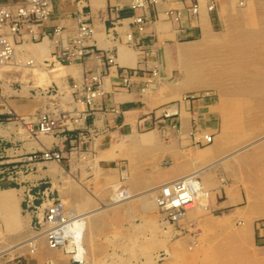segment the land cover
<instances>
[{
    "label": "crops",
    "instance_id": "0c3cea01",
    "mask_svg": "<svg viewBox=\"0 0 264 264\" xmlns=\"http://www.w3.org/2000/svg\"><path fill=\"white\" fill-rule=\"evenodd\" d=\"M20 1L0 0L11 8ZM130 2L53 0L42 29L49 32L59 26L61 35L18 44L38 61L48 58L74 32L76 14L90 13L93 46L112 52L117 64L109 68L105 93L93 113L77 129L33 132L40 111L68 107L71 84L87 72L103 69L96 55L48 69L38 65L0 68V148L5 168L0 182L5 180L8 189L14 190L22 211L19 190L22 193L26 184L51 188L66 207L83 214L89 264L103 255L110 259L107 264L112 256H121L127 264H154L150 255L188 256L190 248H199L203 240L217 234L237 239L245 230L254 240L264 236L254 227L255 219L264 218V0H219L212 11L207 8L209 0H199L194 15L187 9L191 1L164 0L147 10L150 21L143 34L132 22ZM171 8L182 10V19H171L167 14ZM219 31L224 63L220 85L203 79L187 83L179 66V50L185 45L194 48L189 60L197 61L203 46L218 44L214 34ZM129 33L139 46L129 43ZM124 68L131 75L128 89L121 86ZM156 69L158 74L153 75ZM53 85L65 95L55 98L41 93V87ZM194 91L201 95L181 100ZM169 104H175L177 114L165 117ZM236 125L261 127L260 136L254 140L253 152L230 159L222 135L226 127ZM210 134L213 138L207 143L205 137ZM49 149L62 150L63 159L27 160L34 151ZM259 155L260 164L255 161L253 173L247 174L245 158ZM194 172L210 191L208 201L201 211L198 207L188 210L179 223H167L152 200L153 192L164 182ZM250 181L253 186L248 185ZM115 185L131 194L124 203L113 202ZM251 189L255 192L250 193ZM238 224L243 225L240 230L235 228ZM40 247L38 260L53 264V249L46 243ZM69 263V257L57 262Z\"/></svg>",
    "mask_w": 264,
    "mask_h": 264
},
{
    "label": "built area",
    "instance_id": "2783aa9c",
    "mask_svg": "<svg viewBox=\"0 0 264 264\" xmlns=\"http://www.w3.org/2000/svg\"><path fill=\"white\" fill-rule=\"evenodd\" d=\"M84 1V0H79ZM164 0H131L130 7L134 11L132 22L139 34L147 30L150 21L147 10L156 7ZM191 5L187 8L191 14L199 11V0H189ZM219 0H209L207 8L212 11ZM53 0H21L15 8L0 2V68L4 66L26 67L41 66L45 69L57 64L84 61L91 55H96L103 62V69L87 72L79 81L73 82L69 88L68 107L52 106L40 111L36 116L37 134H54L56 132H68L78 126L93 113L96 103L105 93V77L109 68L117 64L115 55L107 50L96 48L92 44L95 35L94 25L90 19V13L79 11L76 14V27L66 42H61L59 48L54 50L48 58L38 61L28 51L18 48V44L25 42H40L47 37L57 38L63 31L57 26L52 31L42 29L46 20L50 17ZM169 17L179 21L183 17L180 9H169ZM129 43L139 46L133 38V33L127 35ZM153 75L158 71L153 70ZM121 86L128 89L132 86L131 75L127 69L121 73ZM144 90L146 89L143 88ZM42 94L55 98L65 95L63 89L57 85L41 87ZM199 92H189L182 96L181 100L196 99ZM55 105V103H54ZM164 116L177 114L175 104L167 105ZM213 136L206 135L207 143ZM0 154L2 151L0 148ZM64 157L62 150L34 151L28 156V161L52 160L61 161ZM1 170L0 172H3ZM127 175H123V179ZM125 197L127 190L122 185L116 193ZM115 191L113 194H116ZM125 195H124V194ZM117 195H112L114 201ZM22 207L31 217V227L36 235H42L47 245L53 249H60L69 256V264H88L87 248L85 244L86 219L81 213H77L66 207L65 203L53 195L51 188H36L35 185H24L21 193ZM210 197V191L203 186L198 172L191 173L179 179L169 181L161 185L155 194V202L158 210L164 215V220L169 224L179 223L187 211ZM31 246V249H34ZM32 251V250H31ZM33 252V251H32Z\"/></svg>",
    "mask_w": 264,
    "mask_h": 264
},
{
    "label": "rangeland",
    "instance_id": "374dc122",
    "mask_svg": "<svg viewBox=\"0 0 264 264\" xmlns=\"http://www.w3.org/2000/svg\"><path fill=\"white\" fill-rule=\"evenodd\" d=\"M214 37L217 38L216 41L218 44L203 46L202 53L199 54L197 61L191 62L189 60V56L193 53L194 48H189V50L186 51L180 50L181 52L179 54L182 58L179 66L183 71L182 76L187 83L191 80L193 82H199L200 79H203V81L207 80L210 82H216L217 85H220L224 65L222 60L223 49L220 44V31L219 33L214 34ZM188 47L189 45L182 46V48ZM227 53L228 52L226 51L225 54L227 55ZM225 64L227 66V63ZM195 71L197 74H195ZM209 90L213 91L214 88ZM225 130L226 133L223 132L224 135H222L224 141L223 143L229 147L228 155L230 159H236L240 156V153L254 151L256 147L254 140L260 136L259 132L261 127L236 125L226 127ZM222 131H224L223 128ZM236 150L239 151L234 153ZM3 160L4 157L0 154V171L5 170L3 167ZM261 160V155H259L258 158L253 156L251 158L246 157L245 161L247 174L248 172L253 173L255 161H258L259 165ZM4 174V171L0 172V178ZM248 185L253 186L254 183L250 181ZM4 188L6 190H3ZM8 188L9 185L5 180L0 182V264H49L46 262V259L39 258L38 260V250L40 249L32 252L30 245L19 246L20 249L19 247L10 248L26 237L28 238L31 235H36V232L31 227L30 215L26 214L19 208V205L13 196L14 190L12 191ZM5 191H8L9 193L5 195V193H3ZM254 192L255 190H250V193ZM19 194L21 195V190H19ZM208 199L203 200L202 205H204ZM10 212H14V215L17 213L18 216L14 217V215H10ZM242 226L243 225H239L235 228L236 230H240ZM254 227L257 232L264 231V218L255 219ZM166 229L168 230L167 227ZM196 236H199V234L197 233ZM37 242L39 246L46 243L45 239H40ZM190 250L192 251L191 254L181 257H174L168 253L150 255V257H152L150 262L154 264H162L163 262L168 264H264V236H257L254 240L251 238L250 232L245 230L240 232L237 239L234 237L226 238L223 237V234H217L213 238L203 240V243L199 248L193 246ZM53 251L54 255L50 257L51 260H53V264H57L58 259L60 258L69 257L67 254V256H64V252L60 249H53ZM36 257L37 259H35ZM108 261H110V259H108V255H103L100 259L93 261V263L107 264ZM111 264L127 263L121 256L118 258L112 256ZM131 264L142 263L139 262Z\"/></svg>",
    "mask_w": 264,
    "mask_h": 264
},
{
    "label": "bare ground",
    "instance_id": "6f19581e",
    "mask_svg": "<svg viewBox=\"0 0 264 264\" xmlns=\"http://www.w3.org/2000/svg\"><path fill=\"white\" fill-rule=\"evenodd\" d=\"M186 50H189V48L181 49V51H186ZM181 51L179 50V53H180ZM60 69H61V68H60ZM40 84H41V83H40ZM153 136H154V135H153ZM184 136H185V135H184ZM146 137H147V136H146ZM150 138H151V137H150ZM155 139H156V138H155ZM155 139H154V140H155ZM148 140H149V139H148ZM133 142H134V140H133ZM147 142H148V141H147ZM145 143H146V142H145ZM118 144H119V143H118ZM118 144H117V145H118ZM246 146H247V145H246ZM246 146H245V147H246ZM243 148H244V147H243ZM238 151H239V150H236L234 153H236V152H238ZM232 154H233V153H232ZM113 155H114V154H113ZM209 164H210V163H209ZM58 169H59V168H58ZM50 173H51V172H50ZM56 174H57V173H56ZM53 175H54V174H53ZM170 181H171V180H170ZM167 182H168V181H167ZM164 183H165V182H164ZM161 184H163V183H161ZM115 186L117 187V185H115ZM123 187H124V186H123ZM118 188H119V185H118V187L114 190L115 193H116V191L118 190ZM148 189L150 190V188H148ZM126 190H127V188H126ZM152 190H153V189H152ZM152 190H151V191H152ZM114 191H113V192H114ZM144 191H145V190H144ZM157 191H158V189H157ZM121 192H122V191H121ZM121 192L118 191V193H116V194H113V193H112L113 195H117L116 198H115V200L113 201L114 203H117V202L123 201L124 199H127V198L131 197V194H130L128 191L126 192L127 195H125L126 193H125V194L123 193V194L125 195V197H123V196L120 194ZM3 193H5V195H6V194H8L9 192H8V191H5V192H3ZM148 194H150V192H149ZM9 195H10V194H9ZM153 195H154V198H153L152 200L154 201V203H155V205H156V202H155V194H154V192H153L152 196H153ZM111 196H112V195H111ZM140 196L142 197V196H144V195H140ZM147 196H148V195H147ZM147 196H146V197H147ZM133 197H134V195H133ZM4 198H5V197H4ZM10 198H11V197H10ZM12 198H13V197H12ZM7 200H9V199H7ZM152 200H150V201H152ZM125 201H126V200H125ZM147 201H148V200H147ZM153 201H152V202H153ZM108 202H109V201H108ZM152 202H151V203H152ZM111 203H112V202H111ZM114 203H113V204H114ZM122 203H124V201H123ZM143 203H144V201H143ZM148 203H149V201H148ZM148 203H147V204H148ZM151 203H150V204H151ZM154 203H153V204H154ZM120 204H121V203H120ZM145 204H146V202H145ZM147 204H146V205H147ZM150 204H148V205H150ZM101 205H102V204H101ZM148 205H147V206H148ZM151 205H152V204H151ZM199 205H200V206H199ZM199 205H197L196 207L199 206L198 208H199L200 210L203 209L202 204L200 203ZM105 206H106V205H105ZM109 206H110V205H109ZM153 206H154V205H153ZM99 207H102V206H99ZM114 207H115V206H114ZM151 207H152V206H151ZM156 207H157V205H156ZM97 208H98V207H97ZM104 208H107V207H104ZM149 208H150V206H149ZM94 209H95V208H94ZM94 209H93V210H94ZM97 210H98V209H97ZM99 210H100V209H99ZM189 210H190V209H189ZM16 212H17V211H16ZM92 212H93V211H92ZM92 212H91V214H92ZM94 212H95V211H94ZM88 214H89V213H88ZM186 214H188V213H186ZM10 215H14V212H10ZM16 216H18L17 213H16V215H14V217H16ZM86 216H87V214H86ZM88 216H90V215H88ZM257 216H258V215H257ZM88 218H89V217H88ZM19 219H20V218H19ZM25 219H26V218H25ZM86 219H87V218H86ZM27 220H28V219H27ZM87 221H88V220H87ZM88 229H90V228H88ZM88 232H89V231H88ZM88 232H87V233H88ZM91 233H92V231H91ZM88 234H89V233H88ZM89 235H90V234H89ZM40 239L43 240L44 237H43L42 235H39V234H37V235H31L30 237H28V238L26 237L25 239H23V240H21L20 242H18L16 245L11 246L10 248H14V247L16 248V247H19V246H24V245L27 246V245H30V247H31V246H34V247H35L34 249H31L32 251H35V250L40 249V246H39V244H38V242H37V241L40 240ZM45 241H46V240H45ZM48 247H49V246H48ZM10 248H9V249H10ZM49 248H50V247H49ZM49 248H48V249H49ZM19 249H20V247H19ZM50 249H53V248H50ZM14 250H15V249H14ZM16 250H17V249H16ZM3 251H4V250H3Z\"/></svg>",
    "mask_w": 264,
    "mask_h": 264
}]
</instances>
